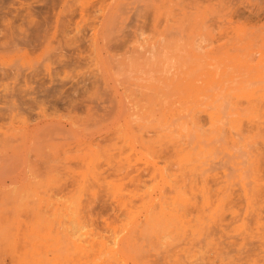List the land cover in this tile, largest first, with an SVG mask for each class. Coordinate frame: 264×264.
I'll return each mask as SVG.
<instances>
[{
	"label": "rangeland",
	"instance_id": "obj_1",
	"mask_svg": "<svg viewBox=\"0 0 264 264\" xmlns=\"http://www.w3.org/2000/svg\"><path fill=\"white\" fill-rule=\"evenodd\" d=\"M0 56V149L66 143L0 167V264H264V0H0Z\"/></svg>",
	"mask_w": 264,
	"mask_h": 264
},
{
	"label": "bare ground",
	"instance_id": "obj_2",
	"mask_svg": "<svg viewBox=\"0 0 264 264\" xmlns=\"http://www.w3.org/2000/svg\"><path fill=\"white\" fill-rule=\"evenodd\" d=\"M114 2H113V4H114ZM103 7H107V6H103ZM107 9H108V7H107ZM107 9H106L107 13L105 15H103V17H102L103 19L102 20H104V21L108 20L109 22H112L115 16H119L118 15V10L116 11V9H114V8L113 9L109 8L108 10ZM98 14H99V12H98ZM153 24H154L153 26L155 28L156 25H157L156 22H153ZM97 29L98 28H96L95 33H94V37H95L94 39L100 38L99 37V33H98L99 29H98V31H97ZM14 41H16V40H14ZM15 45H18V44H15ZM3 58H4V56H0V63H4L2 61ZM35 102H36V100H35ZM35 104H37V103H35ZM121 106H122V104H121ZM119 108H121V107H119ZM123 108H125V106H123ZM112 110H113V108H112ZM111 113L112 112H110V114ZM59 121L56 122V121H53V120H49V118H46L45 115L43 114L42 121L40 123H38L37 125H34L33 127H29L28 125H26V126L24 125V126H21V127L17 128L18 131H16V132L3 133V138H2L3 142H2V146H1L2 148L0 149V167L5 166V165L7 167L11 166L12 162H14L15 159L20 157L19 148L20 149L21 148L22 149L23 148L24 149L27 148L26 145L29 143V141H31L32 139H35V137L37 135H39V134L43 136L45 144L51 145L52 147L59 146V145L63 146V144H66L65 141H64V137H63V133L65 132V128L60 126L61 122L59 123ZM34 123H36V122H34ZM67 125L69 127L71 126L68 123H67ZM88 143H90V142L87 141V144ZM29 144H31V143H29ZM83 144L85 145V143H83ZM10 169L11 168H9L8 170H10Z\"/></svg>",
	"mask_w": 264,
	"mask_h": 264
}]
</instances>
